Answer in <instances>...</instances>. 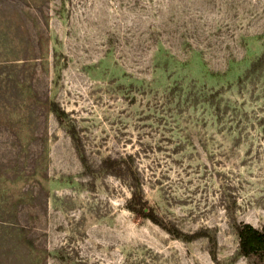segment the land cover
<instances>
[{
  "label": "rangeland",
  "instance_id": "374dc122",
  "mask_svg": "<svg viewBox=\"0 0 264 264\" xmlns=\"http://www.w3.org/2000/svg\"><path fill=\"white\" fill-rule=\"evenodd\" d=\"M240 222L264 232V0H0V264H264Z\"/></svg>",
  "mask_w": 264,
  "mask_h": 264
},
{
  "label": "trees",
  "instance_id": "16d2710c",
  "mask_svg": "<svg viewBox=\"0 0 264 264\" xmlns=\"http://www.w3.org/2000/svg\"><path fill=\"white\" fill-rule=\"evenodd\" d=\"M126 207L140 217L147 218L161 226L158 216L149 208L147 201L140 191L133 189ZM240 252L247 257L264 258V232L249 223L240 222L236 226Z\"/></svg>",
  "mask_w": 264,
  "mask_h": 264
}]
</instances>
